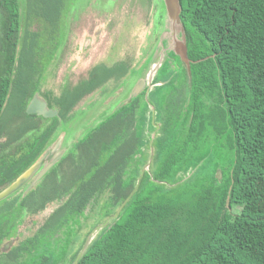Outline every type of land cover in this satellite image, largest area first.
Listing matches in <instances>:
<instances>
[{
    "label": "trees",
    "instance_id": "obj_1",
    "mask_svg": "<svg viewBox=\"0 0 264 264\" xmlns=\"http://www.w3.org/2000/svg\"><path fill=\"white\" fill-rule=\"evenodd\" d=\"M29 1L41 3L32 10L25 0H0V191L30 168L70 123L81 121L89 128L98 121L85 136L82 129L66 138L65 156L36 186L47 188L44 179L78 154L77 172L54 179L55 190H22V200L18 192L0 205V245L15 240L8 253L0 254V264H74L83 250L78 264H264V0H179L192 75L172 53L154 81L171 74L176 81L153 97L144 100L142 92L118 108L111 105L118 100L110 97L120 89L132 90L158 46H144L136 65L133 58L101 62L85 79L73 83L68 76L55 90L46 82L47 74L58 77L66 42L56 46L51 65H45L44 46L31 31V20L41 16L45 27L58 30L65 25V0ZM102 1L101 13L117 2ZM153 2L150 34L170 23L164 0ZM74 8L73 13L80 12ZM36 93L58 110V117L27 113ZM106 102L105 108L111 105L107 111L101 109ZM152 107L165 112L157 122L167 138L163 148L155 149V173H146L120 215L88 244L96 227L116 214L136 186L151 149V138L145 139L137 121L148 122V132H154ZM9 111L11 127L18 118L25 125L16 134L4 128ZM212 129L216 144L228 154L221 178L214 177L192 197L160 190L164 173L174 169L180 156L170 152L171 142L180 144L185 136L182 151L193 144L188 155L193 157ZM162 152L170 155L158 164ZM90 220L88 234L74 248ZM22 228L28 231L20 232Z\"/></svg>",
    "mask_w": 264,
    "mask_h": 264
},
{
    "label": "rangeland",
    "instance_id": "obj_2",
    "mask_svg": "<svg viewBox=\"0 0 264 264\" xmlns=\"http://www.w3.org/2000/svg\"><path fill=\"white\" fill-rule=\"evenodd\" d=\"M93 1L95 3H100L98 0H65L64 9L66 18H63L65 25L58 30L52 29V27H45L44 20L41 18L38 20V23L44 27L38 32V40L40 44L44 46L45 54L43 58H41V61L43 60L45 65H51V57L52 59L55 58L56 46L59 44L63 45L64 42H66L63 52H61L63 54L60 63L57 66L59 70L58 77L53 79V77H50L46 73V82L49 86L54 87L55 90L58 89V86L68 76L72 79L73 83L85 79L89 76L91 69L98 63L105 62L109 64L114 61L133 58V64L136 65L137 61L144 57L145 48L148 47L150 43L153 44L152 49H155V46H158V49H160L161 45L168 48L170 45V38H163L165 32H168L169 25L165 28L161 27L153 34H150L153 32L154 27L153 10L155 8V3L153 0H117L115 4L111 1V3L114 4L113 9L106 13H101V9L98 10L100 5L90 7ZM28 2L32 4V10H34L36 4L41 3L39 1L25 0L24 4H28ZM104 2L105 1H102V4ZM74 6V9L80 11L79 13H73L71 11ZM114 46H117L118 49H112ZM144 46L145 48H143ZM157 50L156 55L159 51ZM146 55L147 57H151L150 52L146 53ZM163 57L164 55L162 57L160 56V61L156 63V70H159L162 64H164L162 63ZM48 71L50 72L51 69L49 68ZM139 71L140 69H138V73ZM2 72L3 58L0 53V77L3 76ZM36 94L42 99L44 98L40 93ZM113 104L116 105L117 102L111 105ZM107 105L108 102L102 105L101 109L107 111L108 107L111 106L105 108ZM175 107H177V105H175ZM181 114L179 121L182 119ZM10 115L11 113L9 111L4 117V128L8 129L12 134H16L18 132L16 126L11 127L7 123V119L10 118ZM96 121L98 120H95V122ZM137 122L140 125L139 130L143 133L145 139L151 138L150 144L152 150H158L164 147L167 138L165 135H161L162 129L155 136V133L148 132V122H144L141 118L138 119ZM6 129L4 131H6ZM174 136L175 134L170 136L171 139H173ZM207 136L208 137L205 136L204 140L200 142L199 149L193 154V157L188 156L194 150L193 144H189V147L186 148L184 152L182 151V149L185 148H182L185 136L183 138L184 141L182 140L180 144L178 141L175 143V140L171 142L169 145L170 152L180 156H176L175 158L177 165H175L174 169L171 170L169 168L166 173H164L166 181L163 184L159 183L161 186L164 185L160 190H170L172 195H178V197L181 195L192 197L193 191L202 190L205 186H208L214 177L220 176V172L228 164L227 150L225 147L216 144L218 136L215 130L212 129V131H209ZM226 142L224 141V144ZM185 153H187V155H184ZM169 155V152H162L161 163L158 162V164H165ZM148 160H150L149 157ZM173 162L174 161H172V164ZM156 165L157 162L152 164L151 162L145 161L140 170H142V168L149 169L148 171L152 176ZM59 167L53 178L56 175L60 176V174L62 178L64 172L67 170V167L64 169L62 165ZM175 178L181 180L178 183H174ZM2 204H4V202L0 205ZM92 221L93 220H90L88 226L85 227L76 238L74 248L86 237ZM95 237L96 236L90 235L88 240L93 241Z\"/></svg>",
    "mask_w": 264,
    "mask_h": 264
},
{
    "label": "water",
    "instance_id": "obj_3",
    "mask_svg": "<svg viewBox=\"0 0 264 264\" xmlns=\"http://www.w3.org/2000/svg\"><path fill=\"white\" fill-rule=\"evenodd\" d=\"M168 15H169V29L168 32H165L164 37L170 38V45L168 48L161 45L160 51L156 52L154 56H152V60L149 63V67L146 69L142 78L134 84L132 90L120 89L115 94L110 97V101L118 100L116 104V108L120 107L122 104L130 102L133 98L139 96L146 89H150L152 83L156 76L160 73L169 56L174 53L178 55L182 61L186 64L189 76L192 75L191 70V61L188 55V46L186 43L184 29L181 24V5L179 0H164ZM162 38V39H163ZM163 57L162 66L159 70H156L157 65L160 61V56ZM158 71V72H157ZM122 98V101L119 102ZM27 113L29 115H39L45 118H54L59 116L58 110L50 109L46 100L42 99L38 94L34 96L32 101L30 102ZM108 117V116H106ZM100 121V120H99ZM97 121L90 126L94 127ZM84 124V123H83ZM81 121L77 124L70 123L69 126L59 137L53 142V144L41 155V157L25 172H23L14 182H12L9 186L0 191V204L10 199L14 195H16L19 191L25 190L26 193L31 191L33 187H35L40 181L63 159L67 152V148H64V143L66 138L75 134L76 132L83 130L82 136H85L89 132V128H84ZM142 178H140L136 189L132 192V194L127 198V200L122 204V206L118 209L116 214L108 218L101 226H98L91 234L94 236L97 232H99L102 228L108 226L110 221L115 220L124 207L131 200L135 192L139 189ZM29 189V190H27ZM91 241H88V244ZM87 244V245H88ZM87 248V246H85ZM84 251V250H83ZM83 251L79 254L74 264H78L79 260L83 255Z\"/></svg>",
    "mask_w": 264,
    "mask_h": 264
},
{
    "label": "flooded vegetation",
    "instance_id": "obj_4",
    "mask_svg": "<svg viewBox=\"0 0 264 264\" xmlns=\"http://www.w3.org/2000/svg\"><path fill=\"white\" fill-rule=\"evenodd\" d=\"M99 2H101L102 0H98ZM103 1H106V0H103ZM95 5H99V3H95L94 1H93V4H90V7L91 6H95ZM40 18L41 19H43L44 20V22H45V25L47 24V22L45 21V19L43 18V17H41V16H39V17H37V16H34V17H32V20H31V31L32 32H34V33H38L39 31H40V29H43L44 27L43 26H41L39 23H38V20H40ZM49 27H50V25H48ZM33 28V29H32ZM35 28V29H34ZM39 44H40V42H39ZM174 74L172 75H165V76H163L162 78H160V80L159 81H154V84H153V86L150 88V89H148V90H145V91H143L144 92V95H143V98H144V100L147 98V97H153V96H155V92L157 91V92H159L158 90H160V92L164 89V90H166L165 88L169 85V83L171 82V80L172 79H174ZM175 80V79H174ZM176 81V80H175ZM173 86V85H172ZM151 110H152V119H153V124L155 125V130H154V132L153 133H155V136L158 134V132H160L161 131V129H162V124L161 123H159V122H157V120L160 118V115L161 116H164L165 115V112H162L161 114H159V111H158V109H156V107H152L151 108ZM35 115V114H34ZM55 118V117H54ZM166 120H167V118L166 117H163V121L164 122H166ZM13 126L15 127L16 126V128L18 129V127H22V128H25V125H23L22 124V119H20V118H18L17 119V121L13 124ZM218 141V139H216V142ZM151 145V144H150ZM153 153V155H152V153ZM149 153H150V156H149V158H150V160H148V158L146 159V161H148V162H151L152 164L153 163H155V162H157L156 160H154V156H155V150H152V147H151V149L149 150ZM76 155V154H75ZM79 157H78V154L76 155V156H72V157H69L66 161H64V163H63V165H62V167H64V169L67 167V170H66V172H64V174L66 173L67 175H72V173H73V170H74V167L76 166L75 164H74V162H76V161H78L79 159H78ZM149 166H151V165H149ZM157 166V165H156ZM142 167V166H141ZM149 170V169H148ZM147 169H143L142 168V170H139L138 171V173H139V177H138V180H137V183H136V186H135V188L133 189V191L136 189V187H137V185H138V182H139V180H140V178H142V180H141V184H142V181H143V179H144V177H145V175H146V173H148L149 175L151 174L149 171H148ZM156 170V167H155V169H154V171ZM75 172H77V170H74ZM154 171H153V173H154ZM152 173V174H153ZM53 176H54V172L50 175V176H48V177H46L45 179H44V182L45 181H47V188H44V189H41L40 187H38V186H35V187H33L32 189H31V191L32 190H55L56 189V187L54 186V182L53 181H55L54 179H56L57 177L58 178H60L61 179V174H60V176L59 175H56L54 178H53ZM220 178H221V176H220ZM181 179H179V181H180ZM44 184V183H43ZM141 184H140V187H141ZM140 187H139V189H140ZM138 189V190H139ZM24 190V189H23ZM137 190V191H138ZM132 191V192H133ZM136 191V192H137ZM132 192H131V194H132ZM135 192V193H136ZM20 193H22V190L20 191ZM130 194V195H131ZM129 195V196H130ZM135 195V194H134ZM133 195V196H134ZM20 196L22 197V195L20 194ZM25 197V196H24ZM23 199V197L21 198V200ZM132 199V198H131ZM127 200V199H126ZM125 200V201H126ZM122 206V205H121ZM120 206V207H121ZM32 220H36V218H33ZM97 228V227H96ZM27 232L28 231V229L27 228H22V230H20V232ZM15 244V240H5L4 241V243L3 244H1L0 245V254H5V253H8L10 250H11V247H12V245H14Z\"/></svg>",
    "mask_w": 264,
    "mask_h": 264
}]
</instances>
